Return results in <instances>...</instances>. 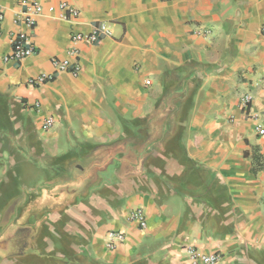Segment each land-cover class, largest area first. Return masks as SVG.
<instances>
[{
    "label": "crops",
    "instance_id": "0c3cea01",
    "mask_svg": "<svg viewBox=\"0 0 264 264\" xmlns=\"http://www.w3.org/2000/svg\"><path fill=\"white\" fill-rule=\"evenodd\" d=\"M33 1L41 13L28 31ZM0 13V124L42 137L19 155L113 196L82 264H192L187 247L264 264V0H0ZM97 24L110 35L77 45L78 76L55 73L51 59ZM21 32L35 54L5 63ZM46 117L54 125L43 133ZM134 208L144 230L126 219ZM111 230L126 236L113 250Z\"/></svg>",
    "mask_w": 264,
    "mask_h": 264
},
{
    "label": "rangeland",
    "instance_id": "374dc122",
    "mask_svg": "<svg viewBox=\"0 0 264 264\" xmlns=\"http://www.w3.org/2000/svg\"><path fill=\"white\" fill-rule=\"evenodd\" d=\"M26 124H0V264H82L113 196L24 163L28 156L19 154L42 145L41 133Z\"/></svg>",
    "mask_w": 264,
    "mask_h": 264
},
{
    "label": "built area",
    "instance_id": "2783aa9c",
    "mask_svg": "<svg viewBox=\"0 0 264 264\" xmlns=\"http://www.w3.org/2000/svg\"><path fill=\"white\" fill-rule=\"evenodd\" d=\"M25 2V1H23ZM26 10L23 14V23L27 27L28 31L33 30L35 25L36 17L41 13V6L39 3L33 1L31 3H26ZM61 9H68L70 15L76 19L78 17V11L75 9L68 8L66 4L60 6ZM4 15L0 13V35L1 26L3 23ZM260 33L264 37V25L260 28ZM110 30L107 25L97 24L94 25L91 30L86 34L74 33L71 36L70 43L71 48L67 51V56L64 59H51V65L55 73H69L73 77H77L80 71L77 58L79 57V50L77 45L79 43L86 42L88 44H96L102 38L109 36ZM11 50L10 53L3 57L5 63L19 64L24 59L35 54V49L30 42V35L27 32L18 33L12 36L10 39ZM54 73L51 75L40 74L35 78L28 80L27 84L32 87H39L46 82L52 81L54 79ZM149 83V81H146ZM252 101V97L249 94L243 95L240 99V104L243 109H247ZM34 109L39 107V104L35 102L33 105ZM54 125V119L52 117H46L41 125L40 131L47 132ZM259 135H264V130L262 128L257 129ZM127 221L129 223L135 224L139 230H144L147 227V219L144 211L141 208H134L128 211ZM125 234L119 231H107L104 236L106 248L109 250L115 249L118 245L125 241ZM185 253L188 256L192 264H221L222 257L218 253H204L194 247L185 248Z\"/></svg>",
    "mask_w": 264,
    "mask_h": 264
}]
</instances>
